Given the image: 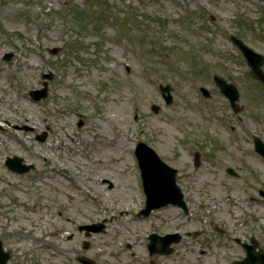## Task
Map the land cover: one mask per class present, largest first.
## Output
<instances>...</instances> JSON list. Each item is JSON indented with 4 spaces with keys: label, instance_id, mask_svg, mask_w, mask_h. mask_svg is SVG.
I'll list each match as a JSON object with an SVG mask.
<instances>
[{
    "label": "rangeland",
    "instance_id": "rangeland-1",
    "mask_svg": "<svg viewBox=\"0 0 264 264\" xmlns=\"http://www.w3.org/2000/svg\"><path fill=\"white\" fill-rule=\"evenodd\" d=\"M232 34L264 53V0H0V109L11 117L0 122L7 264H82L80 255L96 264H233L246 253L237 238L264 250V159L253 143L264 140V84ZM50 71L48 96L33 99L29 90ZM214 73L238 87V112ZM159 83L170 84L171 104ZM141 140L178 168L187 212L168 204L137 216ZM14 154L36 167L11 171L5 159ZM93 222L103 229H79ZM154 231L182 239L151 255Z\"/></svg>",
    "mask_w": 264,
    "mask_h": 264
},
{
    "label": "water",
    "instance_id": "water-1",
    "mask_svg": "<svg viewBox=\"0 0 264 264\" xmlns=\"http://www.w3.org/2000/svg\"><path fill=\"white\" fill-rule=\"evenodd\" d=\"M235 42L244 52L249 65L252 68L254 76L264 81V70L262 66L264 65V55L255 52L251 47L247 46L242 40L235 38ZM57 52L55 48L53 50ZM10 57V55H9ZM44 77L51 78L52 73L44 74ZM218 84L221 86V90L227 94L232 104L236 106V100L239 99V92L235 85L231 83H227L223 78L219 76H215ZM47 84L48 82H44V88L31 90L30 94L35 99H40L47 95ZM169 90V86H162V92L167 99V102H171L172 97L169 94H165V91ZM205 93L209 95V92L205 89ZM237 108V107H236ZM158 106H154V110L158 111ZM238 110V109H236ZM45 133L41 136H38L41 140L45 138ZM256 149L261 154L264 155V142L260 138L255 139ZM139 156H140V164L143 171L145 188L147 193V202L146 207L141 211V213L148 214L153 208L159 207L161 205L167 204L169 202L179 204L181 206H185V202L183 200V194L180 190L179 186L175 183V173L176 170L172 169L170 166L162 162L156 152L149 147L147 144L141 142L139 145ZM6 164L14 171L25 172L34 167L33 164H24L23 158L17 155L8 156L6 160ZM228 172L237 175L236 171L229 167ZM88 229L100 230L102 225L94 224L90 226H84ZM151 242L149 244L151 252L160 251L162 253H168L171 249L168 247L170 242L178 241L180 239V235L169 234L166 236H158V234H152L150 236ZM160 241L162 246L157 248L156 243ZM255 244L249 246V257L245 258L242 263L247 264H264V254L255 253L254 252ZM9 258V253L3 251L2 244L0 241V264H6ZM85 264H94L91 259L81 257Z\"/></svg>",
    "mask_w": 264,
    "mask_h": 264
},
{
    "label": "bare ground",
    "instance_id": "bare-ground-1",
    "mask_svg": "<svg viewBox=\"0 0 264 264\" xmlns=\"http://www.w3.org/2000/svg\"><path fill=\"white\" fill-rule=\"evenodd\" d=\"M17 110H18V108H16V111H17ZM121 111H122V112H126L127 109L122 108ZM27 118H29V117H27ZM2 121H5V122H6V121H7V122H8V121H11V117L9 116V114H7V112H5V111H3V110L0 109V122H2ZM126 122H128V118L126 119ZM47 156H48V155H47ZM47 156H46V157H47ZM127 172H128V173H131L130 170H128ZM79 179L82 181V180H83V177H82V176H79ZM88 180H89V179H88ZM89 183H90V182H89ZM127 187L131 188V185L128 184ZM130 190H132V188H131ZM92 198H93V199H97V197H94V195H93ZM18 202H23V200H22V199H19ZM122 212H123V214H125V213H127V210H124V209H123ZM103 241L105 242V239H104ZM58 250H59V251H63V248H62V247H59ZM100 250L102 251L103 249H100ZM51 253H54V252L52 251ZM134 254H135V253H133V255H134Z\"/></svg>",
    "mask_w": 264,
    "mask_h": 264
}]
</instances>
